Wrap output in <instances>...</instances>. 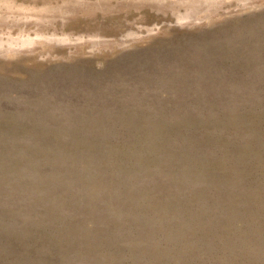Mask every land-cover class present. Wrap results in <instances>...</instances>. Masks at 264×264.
<instances>
[{
  "label": "rangeland",
  "instance_id": "374dc122",
  "mask_svg": "<svg viewBox=\"0 0 264 264\" xmlns=\"http://www.w3.org/2000/svg\"><path fill=\"white\" fill-rule=\"evenodd\" d=\"M121 1L0 0V264H264V0Z\"/></svg>",
  "mask_w": 264,
  "mask_h": 264
},
{
  "label": "bare ground",
  "instance_id": "6f19581e",
  "mask_svg": "<svg viewBox=\"0 0 264 264\" xmlns=\"http://www.w3.org/2000/svg\"><path fill=\"white\" fill-rule=\"evenodd\" d=\"M122 1H125V4L127 3V5L128 6H132V5H134L135 3L136 4H142V5H144V4H147V3H149V5L150 4H152V5H155L156 7H158L159 8V10H163V12H165L164 10L165 9H171V10H173L174 9V11L175 12H173L174 14H175V18H176V20L175 21H177L178 23H181L182 25L184 24V23H186V22H195L194 20H198L196 17H197V15H198V13H200L201 11H205L206 12V10H207V12H208V10H211V12H213L216 8L215 7H218V6H221L220 4L221 3H224L225 1H227V0H122ZM122 1H121V3H122ZM239 1V0H238ZM237 1V2H238ZM242 1H244V0H242ZM250 1V0H249ZM252 1H254V2H256L255 0H252ZM252 1H250V2H252ZM79 2V1H78ZM84 2V1H83ZM104 2V1H103ZM106 2H107V0H106ZM250 2H249V5H250ZM74 3V2H73ZM98 3V2H97ZM253 3V2H252ZM8 4V3H7ZM99 4H101V3H99ZM103 4V3H102ZM135 4V5H136ZM239 4V3H238ZM80 5V4H79ZM78 4L76 5V4H74V6H73V4H69V3H67V4H65V6H63V7H66V8H70L71 10H73L74 9V11L76 10V9H78V8H82L81 6H82V4L79 6ZM87 5V4H86ZM122 5V4H121ZM127 5H126V7H127ZM240 5H241V3H240ZM243 5V4H242ZM245 5H248V3L247 4H244V6ZM9 5H7V7H8ZM100 6V5H99ZM101 6H103V5H101ZM107 6L108 7H112L113 5L111 4V3H109V4H107ZM120 6V5H119ZM141 6V5H140ZM11 7V6H10ZM96 7H97V5H96ZM103 7H105V5L103 6ZM103 7H101V8H103ZM108 7H106V8H108ZM125 7V6H124ZM181 7H182V10H183V12H182V10H181ZM66 8H64V9H66ZM113 8V7H112ZM111 8V9H112ZM115 8H117L116 6H115ZM157 8V9H158ZM49 9H51V8H49ZM63 9V11H65ZM153 9V8H152ZM168 9H167V11H168ZM52 10V9H51ZM54 10V9H53ZM52 10V11H53ZM60 10V9H59ZM58 10V11H59ZM69 10V9H68ZM79 10V9H78ZM89 10V9H88ZM101 10V9H100ZM104 10V9H103ZM113 10V9H112ZM118 10V9H117ZM156 10V9H155ZM158 10V11H159ZM161 10V11H162ZM220 10V9H219ZM11 11V10H10ZM12 11H13V9H12ZM19 11V10H18ZM21 11V10H20ZM52 11H49L48 9L47 10H45V16H46V18L45 19H47L48 17H50V14L52 15ZM57 11V10H56ZM57 11V12H58ZM102 11V10H101ZM157 11V10H156ZM167 11H166V13H167ZM170 11V10H169ZM23 12V11H22ZM51 12V13H50ZM106 12V11H105ZM171 12V11H170ZM171 12V15L173 14ZM17 13V12H16ZM19 13V12H18ZM17 13V14H18ZM59 13V12H58ZM61 13V12H60ZM69 13V12H68ZM202 13V12H201ZM200 13V14H201ZM21 13H19L18 15L19 16H10L8 19H4V18H0V22L2 23V22H4V23H7V24H15V25H18V24H20V23H25V25H28L29 23H32V22H34V23H36L37 24V27L38 28H40L42 25H44V22H43V20L44 19H42L41 17L44 15V12L43 11H39V10H37V11H35V14H31L30 13V11H24V14H21ZM26 14V15H25ZM29 14H31V16H29ZM55 14V13H54ZM53 14V17L56 15H54ZM63 14H66V12H63L62 13V15ZM173 14V15H174ZM199 14V15H200ZM204 14V13H203ZM210 14V13H209ZM22 15H25L26 17H24V16H22ZM72 15V14H71ZM74 15V14H73ZM172 15V16H173ZM205 15H208V14H205ZM66 16V15H65ZM211 16V15H210ZM215 16V15H214ZM66 17H68V16H66ZM200 17V16H199ZM212 17H213V15H212ZM7 18V17H6ZM205 18V17H204ZM10 19H12L11 21H10ZM67 19V18H66ZM199 21V20H198ZM192 22V23H193ZM200 22V21H199ZM180 25V24H179ZM181 25V26H182ZM185 25V24H184ZM190 25V24H189ZM188 26V25H187ZM190 26H192V24L190 25ZM39 31V30H38ZM32 40V39H31ZM61 43H67V44H69L70 42H67V40L66 39H62V40H59ZM57 42V41H56ZM97 42V41H96ZM105 42H107V41H105ZM104 42V43H105ZM60 43V44H61ZM95 43V42H94ZM98 43V42H97ZM107 43H109V42H107ZM35 43L33 42V41H29L28 39L27 40H24V41H22V43H20V42H16V43H11L10 44V46L11 47H9V49H4L2 46L0 47V53H2V54H4L6 51H8V50H10V48H12V49H14V50H16V51H33L34 50V48H35V46L36 45H34ZM106 44V43H105ZM42 45V44H41ZM96 45V44H95ZM9 256V255H8ZM3 258V257H2ZM2 258H0V259H2Z\"/></svg>",
  "mask_w": 264,
  "mask_h": 264
}]
</instances>
